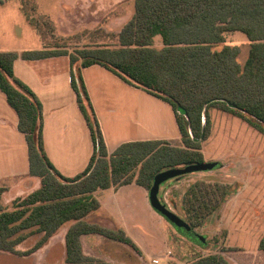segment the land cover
Segmentation results:
<instances>
[{"label":"trees","instance_id":"16d2710c","mask_svg":"<svg viewBox=\"0 0 264 264\" xmlns=\"http://www.w3.org/2000/svg\"><path fill=\"white\" fill-rule=\"evenodd\" d=\"M234 31L250 42L243 65L237 61L238 47L215 49L224 42L225 33ZM157 35L163 44L160 49L153 46ZM117 41V49L95 47L75 53L57 47L0 51V91L16 113L17 128L25 137L29 174L40 178V186L14 199L10 210L1 204L5 190L0 188V251L29 256L68 221L75 223L65 235L67 264H106L82 255V235H101L137 251L121 229L82 221L99 207L91 196L93 191L131 183L149 191L157 174L165 169L204 164L201 148L210 132V108L240 118L264 135V0H134V14L118 32ZM58 55L69 57L71 88L93 144L87 167L74 177L61 175L48 160L43 149L41 104L13 74L18 58ZM95 64L167 102L175 115L179 144L130 141L108 154L80 74V68ZM177 105L186 110V117L177 113ZM240 187V183L202 180L190 184L182 197L183 220L192 229L202 227ZM39 234L31 247L17 250L27 238ZM258 252L264 264V236ZM191 264L231 263L215 252L199 256Z\"/></svg>","mask_w":264,"mask_h":264},{"label":"crops","instance_id":"0c3cea01","mask_svg":"<svg viewBox=\"0 0 264 264\" xmlns=\"http://www.w3.org/2000/svg\"><path fill=\"white\" fill-rule=\"evenodd\" d=\"M0 51L22 52L17 49ZM70 73L71 65L67 55L32 60L18 58L13 63L15 78L25 84L41 104L44 152L53 167L65 177H74L82 173L93 154L90 131L71 88ZM80 74L108 154L120 144L130 141H168L174 145L179 144L180 133L175 115L167 102L127 84L114 73L97 64L80 68ZM220 123L221 121L217 123V127H220ZM17 124L16 113L7 104L5 95L0 91V188H5L4 195L11 194V199L5 204L25 197L40 186L39 178L29 174L27 145ZM214 126L216 124L211 120V133L209 132L207 139L202 143L201 153L204 163H217L220 167L225 163V160L220 158L221 154L208 158L204 152V144L210 139ZM15 138L21 145H18ZM17 148H23L25 153L23 163L19 167L11 162L12 157L6 155L9 149ZM250 162L251 160H248L246 170H241L236 174L237 177L233 176L232 182H217L231 184L236 181L241 187L209 216L201 227L214 229V234H217L219 229L226 233L223 243L224 246L232 249H228V252L233 256L226 255L223 249H218L216 252L222 254L231 264H244L240 256H244L245 260L247 262L250 260L251 263L256 253H259V242L264 236L263 222L257 244L252 251L229 243L236 226L242 225L239 221L236 222L234 212L238 209L239 200L250 188L247 178H243L250 177L254 172L256 164ZM231 166L234 175L236 163L232 162ZM221 168L223 167L207 172L190 173L174 179L171 183H167V186L178 191L177 196L182 200L185 188L196 181L212 182L206 177ZM91 196L99 203V207L87 214L82 221L110 230L121 229L138 250L101 235L89 234L80 237L84 257L106 264H166V253L170 252L169 249L165 248L159 254H155L149 249H143L139 244L141 233L144 231V208L149 205L145 201L148 190L131 183L98 189L93 191ZM248 197L247 195L243 197L244 203L241 207L251 206L253 202L249 201ZM257 204L259 208L264 207V198H261ZM230 212L232 213L229 216ZM240 217L242 220L243 213ZM74 223L75 221L64 223L45 245L29 256H17L0 251V264H67L65 235ZM39 236L40 234L33 235L28 239L33 238L34 243ZM17 250L22 249L17 248Z\"/></svg>","mask_w":264,"mask_h":264},{"label":"rangeland","instance_id":"374dc122","mask_svg":"<svg viewBox=\"0 0 264 264\" xmlns=\"http://www.w3.org/2000/svg\"><path fill=\"white\" fill-rule=\"evenodd\" d=\"M133 14L134 0H0V50L17 49L24 52L35 51L33 49L36 48V50H55L57 47L75 53L95 47L117 49L119 48L117 34ZM223 45L238 47L237 61L241 65L244 64L250 42L243 33L238 31L225 33L224 42L217 44L215 49H220ZM153 46L157 49L162 48L160 36L154 37ZM78 65L77 63L76 68ZM208 114L210 122L212 120L216 126L210 139L204 144V152L208 158L221 154L220 158L225 160L220 166L223 167L221 170L206 177L212 180L210 183L232 182L233 176L237 177L236 174L241 170H246L248 160H251L250 164H256L251 176L243 177L247 178L250 188L239 200L238 209L234 212L236 222L239 221L242 225L236 226L229 239L230 244L252 251L257 244L260 226L264 222V207L259 208L257 204L261 198H264V135L237 117L213 108L208 110ZM219 121H221L220 127H217ZM14 140L18 145L20 144L17 138ZM6 155L12 157L11 162L18 167L25 157L23 148L9 149ZM232 162L236 163L234 175ZM182 169L175 167L161 171L154 180L153 188H157L160 202L184 219L182 200L177 196L178 191L167 186L180 175L178 173ZM38 181L40 182V178ZM234 183L236 181L231 184ZM4 192L1 194V204L5 209L10 210L13 200L5 204L11 199V194L4 195ZM153 192L149 190L147 200L145 199L149 205L144 208V231L139 241L143 249H149L155 254H159L165 248L169 249L171 256L166 257V264H191L199 256L215 253L218 249H223L226 255L229 254V248L223 243L226 233L221 229L217 234H214V229L201 227L194 229L196 233L206 238V245L202 248L176 232L152 208L151 198L155 194ZM246 195L253 203L250 207H241L244 203L243 197ZM242 213L243 221L240 217ZM31 243L33 238L31 240L27 238L17 248L26 250L32 246ZM260 255L256 253L254 262L251 260V263L250 260L247 262L244 256H240V259L244 264H262Z\"/></svg>","mask_w":264,"mask_h":264},{"label":"water","instance_id":"95a60500","mask_svg":"<svg viewBox=\"0 0 264 264\" xmlns=\"http://www.w3.org/2000/svg\"><path fill=\"white\" fill-rule=\"evenodd\" d=\"M176 111L178 114L182 116H187L186 110L180 106L177 105ZM203 136L201 137V139ZM219 168V165L217 163H204L201 165H191L189 167L183 168L180 170L178 174H180L178 177L182 178L184 175L194 173V172H207L212 171ZM177 177V178H178ZM157 188L152 187L151 191H154L155 194L151 198V205L154 211H156L166 222H168L173 229L178 232L181 236L185 237L188 241L195 244L198 247H204L206 245V238L205 236L196 233L194 229H192L188 223H186L181 217H179L177 214L172 212L166 205L162 204L160 200L157 197ZM153 192V193H154Z\"/></svg>","mask_w":264,"mask_h":264},{"label":"built area","instance_id":"2783aa9c","mask_svg":"<svg viewBox=\"0 0 264 264\" xmlns=\"http://www.w3.org/2000/svg\"><path fill=\"white\" fill-rule=\"evenodd\" d=\"M169 256H171V253L168 251V252L166 253V257H169ZM154 262H157V261L154 260Z\"/></svg>","mask_w":264,"mask_h":264}]
</instances>
